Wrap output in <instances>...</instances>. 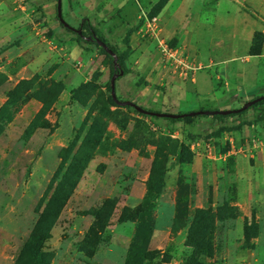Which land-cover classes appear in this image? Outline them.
Segmentation results:
<instances>
[{"label":"rangeland","instance_id":"374dc122","mask_svg":"<svg viewBox=\"0 0 264 264\" xmlns=\"http://www.w3.org/2000/svg\"><path fill=\"white\" fill-rule=\"evenodd\" d=\"M216 1L204 10L208 22ZM235 1L236 9L226 6L230 22L254 27L251 46L261 51L264 0ZM158 2L63 0L71 26L85 35L94 29L123 53L129 71L116 82L120 99L184 113L239 108L260 96L245 88L199 103L196 76L182 78L164 65L140 17L141 10L150 17ZM160 13L161 36L184 51L181 33L170 37ZM110 67L95 43L60 23L57 0H0V109L20 81L33 80L28 97L0 115V264L15 263L94 120L101 139L44 243L50 264H126L136 242L158 251L142 264H192L196 253L205 264H264V120H255L261 105L216 122L209 115L144 116L109 100ZM256 72L264 92V57ZM40 87L57 99L38 118ZM164 160L157 190L152 170ZM98 209L109 216L105 226L96 221ZM122 214L133 216L122 221Z\"/></svg>","mask_w":264,"mask_h":264},{"label":"crops","instance_id":"0c3cea01","mask_svg":"<svg viewBox=\"0 0 264 264\" xmlns=\"http://www.w3.org/2000/svg\"><path fill=\"white\" fill-rule=\"evenodd\" d=\"M207 3L208 0H169L159 15L165 28L170 27V37L181 33L179 41L188 56L197 63L210 65L195 75L198 102H220L231 92L245 88L255 91L253 96L262 95L256 70L258 60L264 57V43L259 55L250 54L255 28L232 25L230 19L234 17L226 6L236 9L239 6L235 0H217L212 22L203 17ZM216 80H221L222 85L216 86Z\"/></svg>","mask_w":264,"mask_h":264},{"label":"trees","instance_id":"16d2710c","mask_svg":"<svg viewBox=\"0 0 264 264\" xmlns=\"http://www.w3.org/2000/svg\"><path fill=\"white\" fill-rule=\"evenodd\" d=\"M168 1L169 0H160V2H158L155 5L156 8L154 12L150 13V17L157 16L161 12V10L164 8V6L167 4ZM60 23L64 25L61 21ZM84 25L89 28L93 27L91 23L87 21L83 23V26ZM67 28L69 30L74 31L75 34H77L79 41L95 43L99 47V50L111 59V67H110L111 77L115 71H118V69L116 70L114 68L113 57L105 50V48H103L95 40L88 41L84 39L83 36L79 34L78 32H76L73 28L71 27H67ZM91 30L92 32L89 35H92L93 31L95 32L94 29H91ZM99 38L102 39L101 37ZM102 40L105 41L104 39ZM106 43L108 44V46H110V48H112L118 54L121 68L124 70L123 75L127 74L129 70L124 63V55L121 52V50L116 46L110 45L108 42ZM260 53H261L260 50L254 51L253 46H251L250 54L258 55ZM84 85L87 86L89 84L86 83ZM32 86H33L32 79H24L20 81L13 89H11L7 101L0 109V115L10 113L11 107L18 104L21 100L26 99L29 95L28 91ZM108 89L110 91L109 100L113 103V105L121 106L112 97L111 80L108 84ZM34 96L42 102V107H41V110L39 111L38 118H40L57 99V94L52 89H46L42 87L38 88L34 92ZM257 105H261V110L255 115V120L256 121L264 120V98L256 102L252 106H250L248 109H243L238 112H232L230 114H214V115H209V116H211L215 122L223 121L227 117L240 116L246 113L251 108L256 107ZM123 107L127 109H133L137 113L144 115V116H151L150 114H145V113L138 111L131 105H126ZM179 113H182V112H179ZM197 116H207V115L199 114V115H194V116L185 115V116H180L177 118H174V117H162V118L169 119L172 121H178V120L191 121ZM99 125H100L99 120H94L93 124L90 127L88 136L85 138L84 142L80 145L76 153L73 155L68 166H66V170L64 171L62 175L60 185L56 188V190L53 192V194L47 200L43 209L41 210L40 216L29 236V239L26 242V244L23 246L14 264H50L51 263L52 255L48 250L44 249V243L47 239H49L52 226L56 223L58 217L61 214V211L63 210L66 204V201L71 195L73 189H75L76 185L78 184L81 176L83 175L86 167L88 166V163L93 158L95 147L101 139L99 130L96 132ZM70 150H71V147L70 148L68 147L67 149L64 150L65 151V156L63 158L64 161H66L69 158L68 153L70 152ZM60 168H63V166ZM165 171H166L165 160L156 161L154 164L153 170H152L151 178H152V182L154 181L156 183L155 188L157 190H159L164 184ZM42 205H43V201L41 202V204H39L40 208ZM202 210L203 208H199L197 210L198 215L201 213ZM141 211H143V207H141ZM130 215L131 214H122V216L120 217V220L123 221L133 216V215L131 216ZM95 216H96V221L98 223L100 222L103 226H105L107 222L109 221V216H107L105 211L102 209L96 210ZM157 252L158 251L152 250L149 247H147V245L144 243L136 242L133 245L131 257L127 261L126 264H142L144 260L153 258ZM195 256L196 257L194 258V262L192 264H205L203 261L198 259L197 253Z\"/></svg>","mask_w":264,"mask_h":264},{"label":"water","instance_id":"95a60500","mask_svg":"<svg viewBox=\"0 0 264 264\" xmlns=\"http://www.w3.org/2000/svg\"><path fill=\"white\" fill-rule=\"evenodd\" d=\"M57 14L60 19V21L67 27L73 28L76 32L81 34L84 39L91 41L95 40L98 44H100L105 50L113 57V63H114V68L118 71H115L114 74L111 77V94L113 99L121 106H126V105H131L138 111L145 113V114H150L152 116H159V117H180V116H185V115H199V114H205V115H214V114H230L232 112H238L243 109H248L250 106L255 104L256 102L260 101L261 99L264 98V95L257 96L251 100L246 101L242 107L239 108H227V109H201V110H196V111H190V112H182V113H172V112H160V111H154L150 110L147 108H144L137 103H135L133 100H122L117 96V90H116V82L117 79L124 74V70L121 68V64L119 62V56L118 54L108 46V44L100 39L95 32L92 33V35H84L82 33L81 28H76L71 26L63 17V0H57Z\"/></svg>","mask_w":264,"mask_h":264},{"label":"built area","instance_id":"2783aa9c","mask_svg":"<svg viewBox=\"0 0 264 264\" xmlns=\"http://www.w3.org/2000/svg\"><path fill=\"white\" fill-rule=\"evenodd\" d=\"M140 17L147 22L148 30L157 43L160 57L164 65L173 70L182 78L193 79L197 71L204 69V64L197 63L188 56L179 46L172 45L167 39L163 38L159 32L156 16L149 17L144 10H141Z\"/></svg>","mask_w":264,"mask_h":264}]
</instances>
